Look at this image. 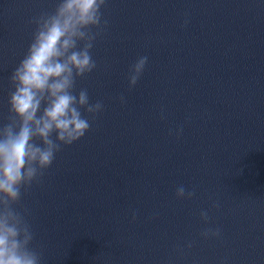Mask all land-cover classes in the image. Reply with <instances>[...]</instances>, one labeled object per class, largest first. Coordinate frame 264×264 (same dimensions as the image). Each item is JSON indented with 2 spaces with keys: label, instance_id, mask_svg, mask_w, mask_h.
I'll list each match as a JSON object with an SVG mask.
<instances>
[{
  "label": "water",
  "instance_id": "1",
  "mask_svg": "<svg viewBox=\"0 0 264 264\" xmlns=\"http://www.w3.org/2000/svg\"><path fill=\"white\" fill-rule=\"evenodd\" d=\"M55 7L0 0V123L30 21ZM101 11L97 68L76 89L104 108L13 205L27 211L41 264H264V5L107 0ZM181 184L191 199L176 198Z\"/></svg>",
  "mask_w": 264,
  "mask_h": 264
},
{
  "label": "clouds",
  "instance_id": "2",
  "mask_svg": "<svg viewBox=\"0 0 264 264\" xmlns=\"http://www.w3.org/2000/svg\"><path fill=\"white\" fill-rule=\"evenodd\" d=\"M106 2L56 0L53 12H41L30 21L35 25L31 42L9 77L8 122L0 123V264H41L40 253L31 247L34 233L25 219L27 211L22 214L13 205L22 190L39 181L62 146L85 136L91 119L104 108L101 100L90 101L86 88L77 90L76 81L97 68L92 49L108 24L101 11ZM258 2L264 5V0ZM148 59L138 57L129 66L130 88L141 78ZM119 101L126 103L125 96ZM160 118L165 119L163 109ZM182 132V127L175 129L177 137ZM175 195L191 199L195 193L181 184ZM200 217L207 222L208 210L202 209ZM200 235L219 237L221 230L205 229Z\"/></svg>",
  "mask_w": 264,
  "mask_h": 264
}]
</instances>
